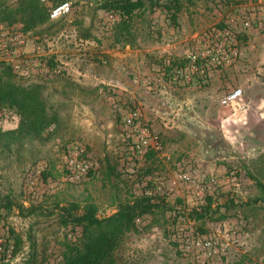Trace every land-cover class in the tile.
I'll use <instances>...</instances> for the list:
<instances>
[{
  "label": "rangeland",
  "instance_id": "obj_1",
  "mask_svg": "<svg viewBox=\"0 0 264 264\" xmlns=\"http://www.w3.org/2000/svg\"><path fill=\"white\" fill-rule=\"evenodd\" d=\"M143 1L127 40L116 27L118 16L96 10L92 0H39L49 9L48 22L26 33L19 24H0V33L24 37L23 56L34 64L32 71L12 68L14 80L39 86L48 116H57L39 138L0 141V200L12 204L1 212L9 253L0 255L3 264H22L32 249L42 264H58L62 244L77 241L82 231L60 224V207L93 203L103 218L141 196L163 199L165 206L136 220L137 231L114 250L117 264H264V141L242 157L219 126L229 93H264V36L239 28L243 17L264 9V0ZM64 2L67 10L50 18ZM232 22L241 52L235 64L210 68L192 84L173 79V70L200 49L202 34ZM51 57L53 67L45 63ZM3 58L0 49V64ZM132 109L159 138L156 152L129 154L122 118ZM21 121L15 109L0 105V132L16 130ZM76 156L87 166L79 180L66 163ZM211 175L219 185L199 195L198 181ZM207 197L217 211L213 219L193 220L191 212ZM215 237L210 255L196 246Z\"/></svg>",
  "mask_w": 264,
  "mask_h": 264
},
{
  "label": "trees",
  "instance_id": "obj_2",
  "mask_svg": "<svg viewBox=\"0 0 264 264\" xmlns=\"http://www.w3.org/2000/svg\"><path fill=\"white\" fill-rule=\"evenodd\" d=\"M92 2L96 10L113 12L118 16L116 27L125 33L126 40L131 34L130 20L134 12L144 7L143 0H92ZM48 19L49 9L39 0H17L15 5L0 0V24L6 27L19 24L20 32L26 33L43 26ZM52 60L51 57L45 60V63L53 67ZM14 78L12 67L5 63L0 64V105L15 109L22 117L21 124L16 130L0 132V141L7 143L13 142L16 138H39L57 121V116H48L39 86H21ZM151 154L153 155V152L149 153ZM259 188L263 191L264 202V187L259 184ZM207 200L205 206L191 212L193 220L213 219L217 211L211 208V197H207ZM164 206L163 199L154 201L152 197L141 196L118 204L115 213L103 218L97 216L98 208L93 203L84 206L72 203L58 208L61 225L82 229L77 241L62 244L58 264H117L113 253L122 237L131 231H137V219L152 214ZM11 208L12 204L8 198L0 200V219L1 212ZM19 244L20 239L16 238L15 249ZM38 258L37 252L32 249L22 264H42ZM3 262L4 259L0 256V264Z\"/></svg>",
  "mask_w": 264,
  "mask_h": 264
},
{
  "label": "built area",
  "instance_id": "obj_3",
  "mask_svg": "<svg viewBox=\"0 0 264 264\" xmlns=\"http://www.w3.org/2000/svg\"><path fill=\"white\" fill-rule=\"evenodd\" d=\"M44 1V0H41ZM68 3L56 7L50 14V18H55L63 11L67 10ZM235 24L232 22L230 28L224 30L211 29L206 31L199 37L198 44L201 46L199 50L191 52L186 56V63L173 70L172 75L174 80H181L185 84H189L197 80L198 78L205 77L210 68H227L235 64L241 57L238 43L234 37L236 33ZM239 28L242 32L248 33V31H254L257 34L264 36V9L258 10V13L253 17H243L239 22ZM0 49L2 51L3 61L5 64L10 65L16 72H22L24 70H33V62L23 56L22 51L25 45L24 37L20 35H10L5 32L0 33ZM15 57H22L24 64H20L15 61ZM27 73V72H26ZM242 97V91L236 89L229 93L222 100V104L225 106L232 105L238 102ZM240 109H243V105H240ZM123 124L127 132H129L130 147L129 154L136 157L144 156L148 151H157L159 149V138L156 135L150 134L144 119L142 118L138 110H129L124 114L122 118ZM76 155L79 154L77 147H74ZM77 156L66 160L70 173L76 179H80L81 175L86 173L87 166H81L76 163ZM79 172V174L77 173ZM187 180V178H186ZM219 185V177L208 176L206 180L198 181L197 190L199 195H203L208 191H213ZM8 231L0 227V255L6 252L7 257L9 253L5 250L7 245ZM217 238H212L209 241H199L196 243L198 249H207L209 255L211 254V248L217 245Z\"/></svg>",
  "mask_w": 264,
  "mask_h": 264
},
{
  "label": "crops",
  "instance_id": "obj_4",
  "mask_svg": "<svg viewBox=\"0 0 264 264\" xmlns=\"http://www.w3.org/2000/svg\"><path fill=\"white\" fill-rule=\"evenodd\" d=\"M218 72H213L211 79ZM238 102L226 106L219 120L220 132L235 153L247 157L264 141V93L244 89ZM243 105V109H240Z\"/></svg>",
  "mask_w": 264,
  "mask_h": 264
}]
</instances>
